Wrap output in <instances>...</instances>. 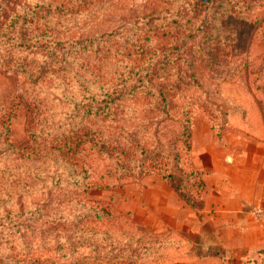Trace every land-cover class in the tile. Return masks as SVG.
I'll return each mask as SVG.
<instances>
[{"label":"rangeland","instance_id":"1","mask_svg":"<svg viewBox=\"0 0 264 264\" xmlns=\"http://www.w3.org/2000/svg\"><path fill=\"white\" fill-rule=\"evenodd\" d=\"M251 107L264 0H0V264H219L135 193Z\"/></svg>","mask_w":264,"mask_h":264},{"label":"crops","instance_id":"2","mask_svg":"<svg viewBox=\"0 0 264 264\" xmlns=\"http://www.w3.org/2000/svg\"><path fill=\"white\" fill-rule=\"evenodd\" d=\"M256 108H249L243 121L231 120L220 140L206 125L193 134L191 162L204 183L197 208L158 177L141 182L134 204L142 208V224L171 233L180 251L197 257L264 264V113Z\"/></svg>","mask_w":264,"mask_h":264},{"label":"trees","instance_id":"3","mask_svg":"<svg viewBox=\"0 0 264 264\" xmlns=\"http://www.w3.org/2000/svg\"><path fill=\"white\" fill-rule=\"evenodd\" d=\"M28 17L32 18L31 15H29ZM25 22H28L27 18L22 17L21 24H24ZM15 23L16 20H11L7 25V29H12ZM80 42H82L80 39H75L73 41H66L67 44H78ZM54 44L56 43L54 42ZM57 44L60 43L57 42ZM230 115L232 116L229 117L236 116L238 120L243 121L245 119L244 117L246 113L242 116L239 110V111L231 112ZM229 123L230 122L228 121V124ZM181 167H183V169H181ZM173 169L174 170L178 169L177 173L172 172L170 170H164L166 174H163L160 178L169 184V186L176 192V194L179 196L181 200L184 201L185 204H187L190 208H197L201 204L204 194V183H203L201 171H199L197 168L193 166L191 159L189 160L187 159V162H185V164H183L182 166L180 162H177V164L175 163ZM175 244H176L175 249L177 248V251H180L179 250L180 241L177 242L176 240ZM182 252L183 251L173 254L174 256H176V258L186 257V255L181 254ZM201 258L204 257H200V259ZM207 261L212 262L215 260L207 258Z\"/></svg>","mask_w":264,"mask_h":264},{"label":"built area","instance_id":"4","mask_svg":"<svg viewBox=\"0 0 264 264\" xmlns=\"http://www.w3.org/2000/svg\"><path fill=\"white\" fill-rule=\"evenodd\" d=\"M254 212L257 216H261L263 214V211L260 208L255 209Z\"/></svg>","mask_w":264,"mask_h":264}]
</instances>
